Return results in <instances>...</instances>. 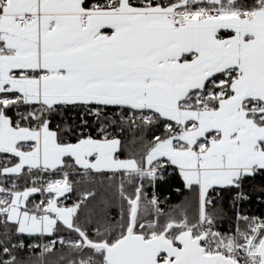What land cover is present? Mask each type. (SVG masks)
Wrapping results in <instances>:
<instances>
[{
    "label": "snow or ice",
    "instance_id": "obj_1",
    "mask_svg": "<svg viewBox=\"0 0 264 264\" xmlns=\"http://www.w3.org/2000/svg\"><path fill=\"white\" fill-rule=\"evenodd\" d=\"M254 198L264 0H0V264H264Z\"/></svg>",
    "mask_w": 264,
    "mask_h": 264
},
{
    "label": "trees",
    "instance_id": "obj_2",
    "mask_svg": "<svg viewBox=\"0 0 264 264\" xmlns=\"http://www.w3.org/2000/svg\"><path fill=\"white\" fill-rule=\"evenodd\" d=\"M165 180L167 181V183L161 181L157 185L156 194L160 197L162 201V206L167 209L170 206H175L179 204L181 200H183L185 197L175 192L176 188L182 187V181L180 180L178 175L172 174V171H168L167 173H165ZM182 191L186 190L182 189ZM77 195L78 193L71 194L69 196V200L66 201L67 204L70 205L77 198ZM245 211L249 214L260 215L264 213V205H260L254 198L251 204L245 205ZM224 227L227 228L228 225H224Z\"/></svg>",
    "mask_w": 264,
    "mask_h": 264
},
{
    "label": "built area",
    "instance_id": "obj_3",
    "mask_svg": "<svg viewBox=\"0 0 264 264\" xmlns=\"http://www.w3.org/2000/svg\"><path fill=\"white\" fill-rule=\"evenodd\" d=\"M168 171L171 172L172 170L169 169ZM53 178H59V177H53ZM76 179H79V177H76Z\"/></svg>",
    "mask_w": 264,
    "mask_h": 264
},
{
    "label": "crops",
    "instance_id": "obj_4",
    "mask_svg": "<svg viewBox=\"0 0 264 264\" xmlns=\"http://www.w3.org/2000/svg\"><path fill=\"white\" fill-rule=\"evenodd\" d=\"M69 200V199H68ZM67 203V202H66Z\"/></svg>",
    "mask_w": 264,
    "mask_h": 264
}]
</instances>
